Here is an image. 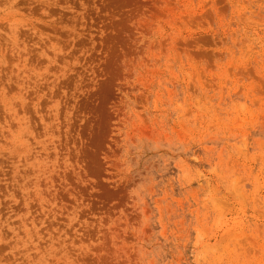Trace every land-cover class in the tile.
<instances>
[{"label":"rangeland","instance_id":"rangeland-1","mask_svg":"<svg viewBox=\"0 0 264 264\" xmlns=\"http://www.w3.org/2000/svg\"><path fill=\"white\" fill-rule=\"evenodd\" d=\"M0 264H264V0H0Z\"/></svg>","mask_w":264,"mask_h":264}]
</instances>
